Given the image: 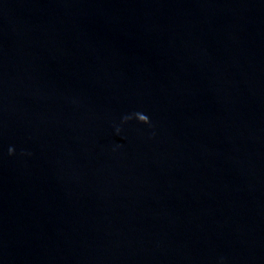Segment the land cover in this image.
<instances>
[{"label": "water", "instance_id": "95a60500", "mask_svg": "<svg viewBox=\"0 0 264 264\" xmlns=\"http://www.w3.org/2000/svg\"><path fill=\"white\" fill-rule=\"evenodd\" d=\"M0 264H264V0H0Z\"/></svg>", "mask_w": 264, "mask_h": 264}, {"label": "clouds", "instance_id": "9594fccd", "mask_svg": "<svg viewBox=\"0 0 264 264\" xmlns=\"http://www.w3.org/2000/svg\"><path fill=\"white\" fill-rule=\"evenodd\" d=\"M136 115V118L140 121V122H142V123H149V119H148V117L146 116V115H144V114H140V113H137V114H135ZM128 119H131V117H125V120H128ZM117 131H119V129H117ZM13 152H14V149H9V154L11 155V154H13Z\"/></svg>", "mask_w": 264, "mask_h": 264}]
</instances>
